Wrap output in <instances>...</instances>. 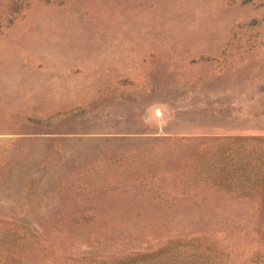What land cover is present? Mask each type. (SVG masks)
I'll return each mask as SVG.
<instances>
[{"label": "rangeland", "instance_id": "374dc122", "mask_svg": "<svg viewBox=\"0 0 264 264\" xmlns=\"http://www.w3.org/2000/svg\"><path fill=\"white\" fill-rule=\"evenodd\" d=\"M264 0H0V264H264Z\"/></svg>", "mask_w": 264, "mask_h": 264}, {"label": "trees", "instance_id": "16d2710c", "mask_svg": "<svg viewBox=\"0 0 264 264\" xmlns=\"http://www.w3.org/2000/svg\"><path fill=\"white\" fill-rule=\"evenodd\" d=\"M264 154V151L261 150ZM255 152L252 149H249V152L246 155H239V152L237 149H233L232 151H229L226 155V158L236 159V160H242V159H258V160H264V155L262 156H254L252 153ZM254 177H249L248 174L242 175L243 179L246 181V183L240 185L242 188L244 187H250L252 189H255L256 191H262L264 193V173L260 172V170H256V172L253 174ZM142 264H153L152 260L150 258H147L146 255L142 257ZM155 264V263H154Z\"/></svg>", "mask_w": 264, "mask_h": 264}]
</instances>
